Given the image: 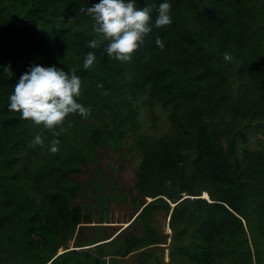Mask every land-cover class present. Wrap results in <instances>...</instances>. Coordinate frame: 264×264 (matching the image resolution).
<instances>
[{
  "label": "trees",
  "instance_id": "obj_1",
  "mask_svg": "<svg viewBox=\"0 0 264 264\" xmlns=\"http://www.w3.org/2000/svg\"><path fill=\"white\" fill-rule=\"evenodd\" d=\"M163 2L172 6V25L153 26L131 61L120 62L104 51L106 42L87 47L97 34L80 7L99 0H0V264H110L135 254L132 264H264V149L239 150L252 125L264 132V0H136L138 7ZM89 51L97 60L84 69ZM224 52L233 61H224ZM33 53L44 67L74 69L83 81L78 102L91 114L70 116L73 127L58 137L8 110L14 85L35 65ZM145 103L172 106L173 134L135 138L129 192L137 191L131 200L141 209L142 231L121 232L122 240L101 244L106 248L80 249L98 243H85L78 229L81 165L101 153L89 141L119 154L125 132L140 126ZM37 133L43 148L29 147ZM53 139L60 141L56 154ZM31 149L60 180L45 184L41 171L22 169ZM170 201L167 262L160 244L168 236L152 217L159 209L168 214ZM75 234L76 248L69 249Z\"/></svg>",
  "mask_w": 264,
  "mask_h": 264
},
{
  "label": "rangeland",
  "instance_id": "obj_2",
  "mask_svg": "<svg viewBox=\"0 0 264 264\" xmlns=\"http://www.w3.org/2000/svg\"><path fill=\"white\" fill-rule=\"evenodd\" d=\"M29 60L35 65L45 66V61L42 59L41 54L33 53ZM172 106H163L160 103L144 104L141 109L140 126L134 130H128L125 132L122 138V151L119 154L104 148L103 145L99 147V144H93L88 137H85L84 141H89L90 146L100 153V160L94 162H84L81 165L82 173L81 180L83 182L82 190V226L78 227L79 231L84 236L85 243L87 241H97L94 245H86L83 250H89L91 247L101 246L102 243H107L113 238H119L120 233L131 234L141 233L142 221L137 222V216L140 214L141 209L136 210L137 204H134L131 200L132 195H136L137 191L129 192L133 190V169L136 165L133 161H137L138 148L135 142V138L143 133L155 138H167L173 134L171 128V120L169 111L172 110ZM230 120V119H228ZM240 141L239 150L244 147L254 149H264V132L256 125H252L246 134V141ZM246 143V144H245ZM99 147V148H98ZM36 151L31 149L28 154H23L21 160L23 162L22 169L28 174H33L36 171H41L45 184L50 181L59 179V173L55 172L50 167V163H42V158L39 160L35 156ZM123 157V158H121ZM47 161L53 162L52 158H46ZM39 167L38 169H36ZM41 167V168H40ZM50 180V181H48ZM204 193V192H203ZM207 193V192H206ZM184 197H190L184 195ZM203 197V195H202ZM209 197V195H208ZM210 200V198H208ZM147 201H151V198H147ZM175 206V203L170 201V211L168 214L164 210H157L153 213L152 221L153 225L160 230L163 234L167 235V241L165 244H160L162 249H165V261L170 260L169 247L173 242V230L170 226L171 213ZM132 223V226H130ZM249 233V232H248ZM110 235V239H105ZM76 234L73 235L71 242L69 243V249H75L77 243L74 244ZM122 240L121 238H119ZM83 241V242H84ZM89 242H87L88 244ZM107 245V244H105ZM112 245H110L111 247ZM106 248V246H101ZM101 248V249H102ZM64 247L62 251H58L61 254L66 251ZM92 249V248H91ZM161 249V248H159ZM90 251V250H89ZM91 255L95 256V252H91ZM136 259L135 255H128L124 258L110 259V264H132ZM103 264H107L104 262Z\"/></svg>",
  "mask_w": 264,
  "mask_h": 264
},
{
  "label": "clouds",
  "instance_id": "obj_3",
  "mask_svg": "<svg viewBox=\"0 0 264 264\" xmlns=\"http://www.w3.org/2000/svg\"><path fill=\"white\" fill-rule=\"evenodd\" d=\"M157 12L153 21V11ZM80 12L91 17L97 38L90 40L87 47L97 49L106 42L104 51L120 62H130L133 55L144 45L145 38L157 29L170 27L173 23L172 6L168 2L138 7L136 0H99L93 6L80 7ZM156 44L163 49V42L157 38ZM223 60L233 61L229 52H224ZM94 52L89 51L83 62L84 69L96 63ZM103 88V85H97ZM83 81L73 69L70 73L55 66H32L14 85L9 96L8 110L18 113L22 120L31 121L58 137L62 131L73 127L70 116L79 115L87 119L91 109L78 102L82 96ZM108 93H105L107 95ZM59 129V131H57ZM59 139L51 141L50 152L59 151ZM44 147V138L37 133L29 147Z\"/></svg>",
  "mask_w": 264,
  "mask_h": 264
},
{
  "label": "bare ground",
  "instance_id": "obj_4",
  "mask_svg": "<svg viewBox=\"0 0 264 264\" xmlns=\"http://www.w3.org/2000/svg\"><path fill=\"white\" fill-rule=\"evenodd\" d=\"M204 198H206V196H203Z\"/></svg>",
  "mask_w": 264,
  "mask_h": 264
}]
</instances>
